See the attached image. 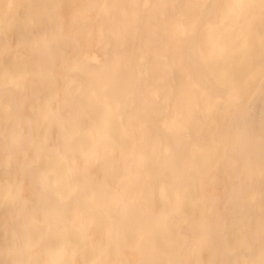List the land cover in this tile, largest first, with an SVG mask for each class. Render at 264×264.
Returning <instances> with one entry per match:
<instances>
[{
	"label": "bare ground",
	"instance_id": "6f19581e",
	"mask_svg": "<svg viewBox=\"0 0 264 264\" xmlns=\"http://www.w3.org/2000/svg\"><path fill=\"white\" fill-rule=\"evenodd\" d=\"M0 264H264V0H0Z\"/></svg>",
	"mask_w": 264,
	"mask_h": 264
}]
</instances>
